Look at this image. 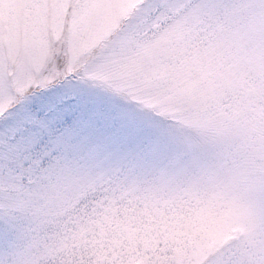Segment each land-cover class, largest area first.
I'll list each match as a JSON object with an SVG mask.
<instances>
[{
    "label": "snow or ice",
    "instance_id": "6c2138e0",
    "mask_svg": "<svg viewBox=\"0 0 264 264\" xmlns=\"http://www.w3.org/2000/svg\"><path fill=\"white\" fill-rule=\"evenodd\" d=\"M0 264H264V0H0Z\"/></svg>",
    "mask_w": 264,
    "mask_h": 264
}]
</instances>
